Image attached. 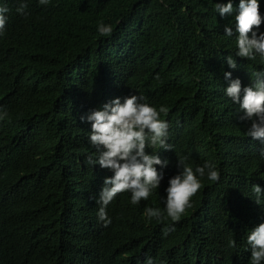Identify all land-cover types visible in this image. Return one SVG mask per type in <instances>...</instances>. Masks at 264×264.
<instances>
[{
    "label": "trees",
    "instance_id": "trees-1",
    "mask_svg": "<svg viewBox=\"0 0 264 264\" xmlns=\"http://www.w3.org/2000/svg\"><path fill=\"white\" fill-rule=\"evenodd\" d=\"M19 2L0 0L10 9L0 35V264H249L246 234L264 221L251 192L264 188V143L245 135L250 122L225 96L222 70L247 84L264 65L238 57L228 69L233 17H220L216 0H27L28 15ZM100 22L112 33L100 36ZM131 93L168 108L173 149L161 153L170 160L161 186L138 205L118 193L104 226L96 200L112 172L85 163L96 149L80 117ZM178 155L213 163L220 179L201 178L179 221L147 222L146 206L164 208Z\"/></svg>",
    "mask_w": 264,
    "mask_h": 264
},
{
    "label": "clouds",
    "instance_id": "clouds-1",
    "mask_svg": "<svg viewBox=\"0 0 264 264\" xmlns=\"http://www.w3.org/2000/svg\"><path fill=\"white\" fill-rule=\"evenodd\" d=\"M49 2L39 0L41 5ZM27 9V0H20L16 12L28 15ZM214 9L220 17H233V24L224 25L225 37L231 38L235 33V56L231 53L224 56L228 69L238 67V57L252 61L258 58L257 62L264 65L261 0H238V4L234 0H216ZM9 10L5 4H0V35L5 31ZM112 31L111 24L100 22L97 25L100 36H107ZM222 71L228 81L223 89L225 96L238 104L242 113L240 119L250 122L245 135L264 143V67L252 70L251 82L247 84H242L239 76L233 77L231 70ZM167 112L165 105L157 108L142 94L131 93L111 98L80 117L90 122L88 140L96 149L86 154L85 163L112 172L104 177L96 200L99 204L97 219L104 226L112 222L107 206L118 193L129 192L130 203L138 205L161 186L170 163L169 158L162 157L161 153L173 149L168 143L169 124L161 118V114L166 115ZM6 115L0 111V119ZM177 157L179 170L168 177L164 189L166 195L162 197L164 208L146 206L143 215L147 222L159 221L165 216L172 222L179 221L186 208L191 207V197L201 188V178L206 177L213 182L220 179L219 170L213 163L205 161L193 167L187 155ZM251 192L254 193V201L264 205V188L259 183L252 184ZM246 239L247 246L243 252L249 264H264V221L249 227ZM229 246L235 248V241H230ZM144 264H154L153 258L147 257Z\"/></svg>",
    "mask_w": 264,
    "mask_h": 264
}]
</instances>
